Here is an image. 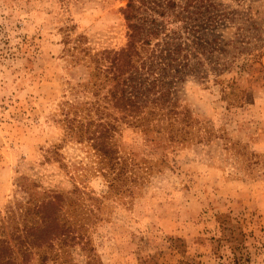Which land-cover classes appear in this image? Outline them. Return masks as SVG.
<instances>
[{
  "label": "rangeland",
  "instance_id": "obj_1",
  "mask_svg": "<svg viewBox=\"0 0 264 264\" xmlns=\"http://www.w3.org/2000/svg\"><path fill=\"white\" fill-rule=\"evenodd\" d=\"M126 4L0 0V238L19 264H264V0L221 29L230 69L176 81L163 117L118 107L95 62L126 46ZM49 199L59 235L33 247Z\"/></svg>",
  "mask_w": 264,
  "mask_h": 264
},
{
  "label": "trees",
  "instance_id": "obj_2",
  "mask_svg": "<svg viewBox=\"0 0 264 264\" xmlns=\"http://www.w3.org/2000/svg\"><path fill=\"white\" fill-rule=\"evenodd\" d=\"M236 1L238 11L226 9L212 0H127L122 9L128 27L126 46L104 50L95 59L100 72L110 73L115 82L110 90L115 104L134 113L148 110L153 114L160 111L162 117L176 114L172 84L188 74L206 78L210 72L230 69L224 57L230 42L222 41L221 29L238 22L237 28L243 30L242 25L248 21H257L250 14L252 3L258 0ZM176 19L182 23L179 27L185 30L184 35L165 33L176 31H173ZM65 44L69 46L70 41ZM53 203L51 199L43 201L37 210L43 220L38 225L24 227L35 235L31 240L33 247L50 245L59 235L55 213L48 211ZM14 238L22 257L28 255L29 248L33 247H28L26 235ZM227 238L225 235L220 241H228ZM229 257L226 264H242L235 251ZM0 264H19L14 246L1 238Z\"/></svg>",
  "mask_w": 264,
  "mask_h": 264
}]
</instances>
